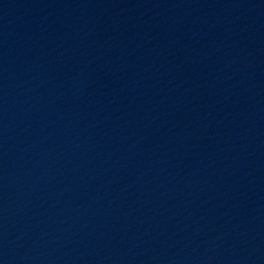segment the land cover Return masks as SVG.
Instances as JSON below:
<instances>
[{
  "label": "water",
  "instance_id": "water-1",
  "mask_svg": "<svg viewBox=\"0 0 264 264\" xmlns=\"http://www.w3.org/2000/svg\"><path fill=\"white\" fill-rule=\"evenodd\" d=\"M0 264H264V0H0Z\"/></svg>",
  "mask_w": 264,
  "mask_h": 264
}]
</instances>
